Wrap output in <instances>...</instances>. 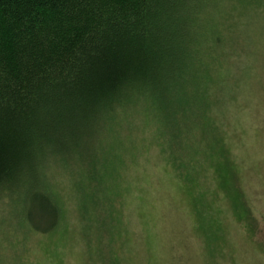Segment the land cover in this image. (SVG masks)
<instances>
[{
  "label": "trees",
  "instance_id": "16d2710c",
  "mask_svg": "<svg viewBox=\"0 0 264 264\" xmlns=\"http://www.w3.org/2000/svg\"><path fill=\"white\" fill-rule=\"evenodd\" d=\"M261 50L264 0H0V231L55 233L57 172L72 191L93 189L83 209L98 207L141 129L183 180L202 136L234 185L220 100Z\"/></svg>",
  "mask_w": 264,
  "mask_h": 264
},
{
  "label": "rangeland",
  "instance_id": "374dc122",
  "mask_svg": "<svg viewBox=\"0 0 264 264\" xmlns=\"http://www.w3.org/2000/svg\"><path fill=\"white\" fill-rule=\"evenodd\" d=\"M250 46L247 36L239 39V49ZM262 65L264 57L253 73L228 74L220 100L227 127L218 126L231 141L234 185L219 181L218 159L205 156L210 145L202 136L180 169L188 177L183 180L160 141L150 143L141 129L132 137L134 146L119 148L120 174L104 178L98 207L83 209L82 197L90 199L93 189L72 191L57 172L64 222L52 235L17 239L1 230L0 264H264ZM238 189L240 206L233 201Z\"/></svg>",
  "mask_w": 264,
  "mask_h": 264
}]
</instances>
